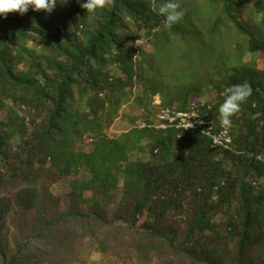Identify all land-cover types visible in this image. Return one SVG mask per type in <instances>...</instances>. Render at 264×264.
Masks as SVG:
<instances>
[{
    "label": "trees",
    "instance_id": "trees-1",
    "mask_svg": "<svg viewBox=\"0 0 264 264\" xmlns=\"http://www.w3.org/2000/svg\"><path fill=\"white\" fill-rule=\"evenodd\" d=\"M62 2L51 13L0 16V264H64L66 254L71 262L85 238L116 264H264V80L245 67L228 77L227 88L253 90L227 125L230 149L138 126L101 138L99 120L119 117L138 78L150 98L157 93L152 69L136 73L145 62L133 43L168 41L164 29L186 37L194 14L182 7L183 20L167 28L150 0H115L95 13L80 6L86 0ZM213 2L221 11L211 33L228 20L251 34L239 19L244 2L264 23V0ZM250 40L252 51L264 52V41ZM225 95L213 106L218 123ZM84 139L92 150L73 151Z\"/></svg>",
    "mask_w": 264,
    "mask_h": 264
},
{
    "label": "rangeland",
    "instance_id": "rangeland-1",
    "mask_svg": "<svg viewBox=\"0 0 264 264\" xmlns=\"http://www.w3.org/2000/svg\"><path fill=\"white\" fill-rule=\"evenodd\" d=\"M178 2L192 16L194 14V17L185 24L186 26L193 22L194 28L192 25L191 27L194 29V33L191 32L190 35L184 37L179 34L173 35L170 30L164 29L168 35V41L157 42L156 39L152 41L141 39L133 43L134 49L137 51L135 59L138 61L139 56L145 62L144 68L138 69L136 73L147 75V70L151 71L152 69L155 77L153 80L157 82V93L153 98H150V95L145 91V78L143 80L138 78L136 84L133 85L130 103L120 104L121 114L119 117L111 113V117H107V119L103 117L101 121L99 120L101 126L99 137L120 138L122 134L143 122L142 118H145L146 112L154 113L153 119H155L162 106L165 107V103L168 104L166 106H175L179 109L181 102L179 98H184L187 94L189 96L186 108L197 101L215 106L217 102H220V96L225 94L228 77L241 75L244 67L255 71L257 79L263 82L264 52L252 51L250 39L264 41V23L260 22V16L253 10L251 3H243L242 14L239 18L242 25L251 31L250 34L245 29H243L244 33L240 32L228 20L222 21V24L216 29V33H211L209 28L219 14L218 11H221L218 7L214 12L213 0H178ZM239 14V11L234 10L232 18ZM215 28L212 30L213 32ZM184 33L189 32L184 31ZM249 34L250 38L248 39L246 35ZM154 42L157 45H154ZM141 97H143L142 101H137ZM193 99L197 100L193 101ZM75 103L78 110H86L83 100H77ZM151 106H155V109H152ZM0 118H6L5 111L1 112ZM143 143L147 142L143 141ZM72 146L75 152L82 150L84 153H88L92 150V146L87 144V139H84L83 144L75 140ZM141 157L148 158L147 155ZM62 189L65 188L61 184L54 186L56 193H61ZM83 242L75 247L71 262H69L68 254L61 260H59V255L52 256L60 262H66L64 264H116L110 251L102 253L98 247L96 249L88 248V238H85ZM104 242L111 247L117 245L113 240ZM53 253L55 254V252ZM35 254L37 257L39 256V252Z\"/></svg>",
    "mask_w": 264,
    "mask_h": 264
},
{
    "label": "clouds",
    "instance_id": "clouds-1",
    "mask_svg": "<svg viewBox=\"0 0 264 264\" xmlns=\"http://www.w3.org/2000/svg\"><path fill=\"white\" fill-rule=\"evenodd\" d=\"M66 2L67 0H63L62 3ZM114 3L115 0H86L80 6L87 13H95L98 9L102 10L114 5ZM56 4L57 0H0V16L6 17L9 13L14 12L23 15L30 8L33 11L51 13ZM150 7L158 15L164 17L163 23L167 28L180 23L186 14V10L182 8L178 0H165L164 3L159 5L156 0H150ZM252 91V87L248 83L233 85L225 89V99L219 106V114L223 125L231 124V117L241 111V105L252 95ZM259 116L260 113H256L251 118L257 119Z\"/></svg>",
    "mask_w": 264,
    "mask_h": 264
},
{
    "label": "built area",
    "instance_id": "built-area-1",
    "mask_svg": "<svg viewBox=\"0 0 264 264\" xmlns=\"http://www.w3.org/2000/svg\"><path fill=\"white\" fill-rule=\"evenodd\" d=\"M212 111L213 106L203 101L193 102L185 109L165 106L159 110L155 119L141 122L138 128L172 130L178 134V137L184 132L197 134L207 137L212 149H230L232 140L230 128L222 122L218 123Z\"/></svg>",
    "mask_w": 264,
    "mask_h": 264
},
{
    "label": "bare ground",
    "instance_id": "bare-ground-1",
    "mask_svg": "<svg viewBox=\"0 0 264 264\" xmlns=\"http://www.w3.org/2000/svg\"><path fill=\"white\" fill-rule=\"evenodd\" d=\"M147 129V128H146ZM155 130V129H154ZM157 131H159V130H157ZM187 133V132H186ZM220 149H225V148H220Z\"/></svg>",
    "mask_w": 264,
    "mask_h": 264
}]
</instances>
